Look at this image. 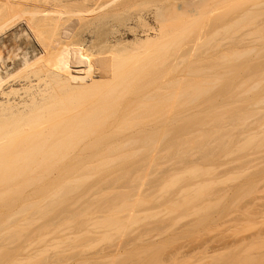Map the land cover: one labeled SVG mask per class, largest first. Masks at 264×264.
Masks as SVG:
<instances>
[{"label": "bare ground", "instance_id": "1", "mask_svg": "<svg viewBox=\"0 0 264 264\" xmlns=\"http://www.w3.org/2000/svg\"><path fill=\"white\" fill-rule=\"evenodd\" d=\"M161 144L165 146L164 157L181 156V163L189 162L190 157L195 160L198 154L197 159L212 158L210 161L217 164L223 159L264 153V0H0V207L7 208L3 209L4 216L1 210L0 223L15 219L11 216L16 207L55 208L52 212L57 207L65 208L61 214L59 209L54 212L56 216L50 214L55 216L47 221L52 229L47 224L43 227L48 228L45 235L49 236L51 231L56 236L58 230L60 234L63 231L66 246L57 245L58 240L62 243L60 234L48 241L50 247L56 242L54 248L61 246L56 253L67 251V255L58 256L57 263L65 255L68 260L75 251L73 239L92 229L84 227L86 232L77 235L80 229L76 232L72 227L76 217L75 223L87 215L83 210L81 218L79 210L75 216L72 213L78 206L72 208L74 197L87 198L82 189L84 179L93 171L92 175L106 172L119 158L121 163L129 157L142 158H138L141 162L147 156L144 162L148 163L140 171L144 184L150 177V167L164 152L158 150ZM76 159L85 164L79 166ZM74 162L79 165L73 166ZM197 163L200 161L191 164ZM202 163L204 166L197 164L195 169L187 165L185 176L214 174V167ZM184 173L178 179L171 178L174 183L167 182L166 187L181 181ZM206 180L205 184L198 181L195 187H189L195 193H186L189 188L181 191L195 198L196 194L206 195L204 189L208 191L206 188L211 189L215 183ZM44 182L51 184L44 187ZM139 188L130 201L135 205L129 203L134 211L144 197ZM41 189L46 192L39 193L38 199L33 201L29 196L27 200L31 192ZM181 191L178 194L184 196ZM134 211L128 212L129 218L134 217ZM85 218L81 219L84 226L96 224L95 216L94 222L89 216L86 219L93 223ZM4 226L0 225L1 229ZM119 235L101 251L103 254H90L89 258L119 255L127 246ZM31 237L30 245L26 243L22 249L27 256L17 255L18 247L16 257L11 256L12 264L48 251L43 248L38 252L39 237ZM54 238L57 240L53 242ZM223 238L206 239L197 248H188L196 256L180 251L177 260L185 264H264L263 253H247L252 238ZM23 243L21 247L26 246ZM253 243L256 239L250 246ZM233 248L239 254H233ZM229 250L232 254L227 253Z\"/></svg>", "mask_w": 264, "mask_h": 264}, {"label": "rangeland", "instance_id": "2", "mask_svg": "<svg viewBox=\"0 0 264 264\" xmlns=\"http://www.w3.org/2000/svg\"><path fill=\"white\" fill-rule=\"evenodd\" d=\"M208 55H211V53L209 52ZM206 56H207V54H206ZM163 149H165V146L162 144L159 145L158 150L159 151L161 150V152H163L164 151ZM164 153H165V151L163 153H161L162 156L161 155L157 156V157H159L158 159L154 158L156 162L154 161L155 163L152 162V164L154 163L155 166L153 165L154 167H150V170H151V173L149 172L150 177H149V175L147 176V178L148 177L149 178H148V180L145 179L146 181H144L145 182L144 184L142 182L143 181L141 178L142 174H140L141 173L140 171H142L144 169L143 168L144 165H146L148 163V162L147 163L144 162L145 159H148V157L146 156V153H145L146 157H144L141 162H138L139 157H136V159H134L133 157L132 158L129 157L130 159L128 158L126 160L124 158L123 161L121 160L122 163L120 161H118L120 158L118 160L116 158V160L118 162L116 161L115 162L116 164H114L113 166L111 164L114 163L115 159L113 160V162L110 161V164L107 163L108 165H110V167L112 166L113 168L112 167L109 168V170H106V172H104V171L101 172V170H100V172H98L99 174L95 173L94 175H92L94 172H96V171H93V173L91 174V176L89 178H87L86 180L84 179L85 184L87 186L83 185L84 183L83 184L81 183V184L83 185L82 189H85V195L84 196H85V198L86 197L87 198L85 200L84 197L83 198L82 197L78 198L77 196H76L77 198L74 197L73 201L75 199L76 200H75V202H74L75 204H73L72 208H74V205H76V206L78 205L77 207L79 209H77V207H75L74 209H76V211L74 210V212H72V213H73V216H75L74 214H77L79 211L81 212V210H83L82 212L87 214L86 215L87 218H88V216L91 217V220H92V217L94 218V216H95L96 217L95 218L96 224L94 222L95 221L94 219H93L94 221L93 220L92 221L94 222L93 225L98 226V228L97 227L94 228L95 226L92 227L93 225H85L84 226L82 224V222H83L82 220H83V218L86 217V216L83 217L85 214H83L81 212L82 215L80 214V218L82 216L83 217V218H81L82 220L79 218V215H77L78 218L80 219V222L78 221L75 223V221L78 220L76 217L75 218L76 220L73 222L74 224L72 223L74 225V226L72 225V227H74V230L76 232L80 229L78 231L77 235H80L81 231L82 232L84 231V233L86 232L85 230H83L84 227H87L86 228L87 231L89 228H92L91 229L92 232L90 230L87 232L86 235L81 234V236H82V237L80 236L81 238L76 237V238H78L77 240H79V241H77V240L75 241L73 239L74 243H72V241L70 240L73 238V233L71 234L72 237L69 239L70 241H68V243L71 242L73 244V248H75L74 249L75 251L73 253H75V254H73L71 251L72 255H69V256H72V257L70 259L68 258V260L66 259L67 258L66 257V255H67L66 250H65L66 253L60 252L62 250L59 251L60 253L58 252L59 255H58V253H56L57 248L62 249L61 246H60V248L58 247L59 245H61V244H63L62 246L67 245V244L65 245V243L62 242L63 241V239H62L63 235H61V234L63 231H61V234H60L59 230H58V235L59 234L61 235L60 237L62 239L61 240L62 243L59 244L60 240H58L57 248H54V246L56 245L57 242L53 246L50 247V244H49L50 241H48V240H51L53 237L57 238L59 236L58 235L56 236V234L53 233L52 231H51L52 235L49 236L48 233H46V235H45V232L48 229L47 227L50 224V223L47 224V221L50 222V220H48V219L55 218L56 215L54 212H56V210L61 208V207H57L54 212H52V211L55 208L51 209L52 207H50V206H49V209H51V210H47L48 209L47 207H45L43 210V207L35 206V205L32 207L30 206V207H23V208L22 207H20V208L16 207L17 208L16 212L18 214H16V212L14 211V210H16V208L12 207V208H14L13 212H15V215H12V212H10L12 215V216L11 215L10 216H11V218L14 216L15 219L9 218V219H7L8 221L6 219H4V221L2 220L3 223H0L1 226L2 225L4 226V223L6 226V227L4 226L5 227V228H3L4 230L1 229L2 227H0V244H1V247H0L1 248L0 249V264H7L8 262H10V260H12L10 262L12 264V262H13L12 258L15 256V253L17 252L18 247H20L18 250H20V252L21 251L22 252H21V254H20V252H19V254L17 252V255H19V256L25 255V256H23V258L26 257L27 256L25 253L26 250L23 251L22 249L27 247L28 242H29L28 241L29 238H30V240L33 239L31 237L32 235L33 236L36 235L39 237V239H38V237L37 238L34 237V239H38V242L36 241L37 242L36 244L38 246L37 249L41 248L38 252H41V250L43 251L44 250L43 248H45V251H47L46 249H48V251L43 252L42 254L40 253V256L38 254V257H36L37 253L36 254L31 253L33 255L35 254L36 258L30 259L28 257L29 260H27L25 258L26 260L25 261L23 260L24 262L20 261L19 263H22V264H169L170 260H172L174 258V255H175V258H174L175 261H173L174 263L171 261L173 264H176V263L185 264V263H183V261L181 262V261L177 260L178 258L176 255L178 254V252H180V251L182 252L183 250L184 251L186 250L185 252H187V253H185V254L189 255L192 253L191 254L192 256H194V255L196 256L197 253L193 252V249H195V247L196 248L198 247L197 244L203 243V241L206 239L207 240L208 239L210 240L211 238L212 239H214V238L221 239V237H225V239L223 238L224 240L229 238L230 241H233V239L238 240V239H241L243 237L244 238L250 237L253 239V241H254V239H256V243H253L254 245H252V246H250V243L253 241L250 240L251 241L250 242L248 240L250 242L249 243L250 247L249 246H248V248H246L247 246L245 247L247 249V253L249 254V251H250L252 254H253V252H256L259 254H262V253L264 254V153L253 155L250 157H236V159L233 158L234 160L231 159V161L227 160V159H223L221 161L219 159H216L215 163L217 160H219V161H217V164H214L213 162L210 161V160H212V158L209 160L210 161L209 162L205 158L202 159V157H201V159L203 160V162H205L204 164L207 167H214L215 170L213 172L214 174L211 175V174L207 173L208 174L207 176H206V172H205V174H203L204 176L203 175L197 176L199 174L197 172V174H195V175L198 178L192 177V175H189L190 174L189 172H188L189 174H187V176H185L186 173H184V172L188 171V170L186 171L187 165H188V167H187L188 169L189 168L195 169L197 167V164L204 166V165H202L203 164L202 160L197 159V158H200L199 154L196 155L195 157H193L195 160H193L190 157V160H192V162L193 161L196 162V160L200 161V163H197L195 166L194 165L195 163L191 164L192 162L189 163L190 160H189V162L187 161L188 160L187 157H186L187 160L185 161L184 160L185 156H183L184 158H181V161L183 159L185 162L182 161V163H181L180 158H179L181 156H179V157L176 156V158H173V157L168 158L169 156L168 157H164L165 155L163 156ZM77 160L78 159H76V162H79L80 165L78 163L74 162L73 166L76 164H78L79 166H81V164H83V165L85 164V163L79 161L80 159L78 161ZM128 160H130V161H128ZM131 160L132 161L135 160V161L132 162ZM177 160L179 161L180 164H178ZM213 161H214V159H213ZM101 162H103V161H101ZM101 162L98 161V163H101ZM124 162H126V163H124ZM172 162H175L176 164L174 165V163H172ZM98 163L96 162L94 164H98ZM119 164H121V165H119ZM126 166H130V168L126 167ZM174 166H176V167H174ZM177 166L179 168H177ZM201 166H198V167H200L202 169L203 167H201ZM121 167L123 168V171L121 170L122 169ZM207 167H204L203 170ZM119 168L121 171L120 170L117 171ZM105 169H108V168H105ZM181 170H183V171H181ZM207 170H209V168ZM112 171H114V173ZM174 171H175V174L173 173ZM177 171H179V172L181 171V173H178V175L184 173V177L180 178V179H182L181 181H176L178 183L172 185L171 187L168 184L169 185L168 187H170V189L167 190L168 187H166L165 183L171 182L173 184L174 182L171 178H176V179L179 178V177H177L178 176L176 173ZM198 171H200V169H198ZM209 171H211V173H212L213 170H211V168H210ZM103 172L107 177H104L105 175L103 174ZM102 174L104 175L103 179L101 178ZM200 174H202V172H200ZM172 175L173 176L175 175V177H173ZM188 175H189V177H188ZM121 176H123V177H121ZM118 177H121V179ZM210 178H212V179H210ZM204 179H207L206 181L213 180L215 182V183L213 182L214 187L211 186V189H210V186H208V184H206L209 187V188H206L208 191H206L204 189L205 186H204V188H202V189H204V191L206 193L208 192L206 195H203V193H201V190L200 191L198 190L199 192L196 190V192L201 193V194H200V196H198L197 194L196 195L194 194L196 196V198H195L193 195L189 196V195L185 194V192H183L184 190L181 191L183 188H189V187H192L193 185L195 187L197 185L198 181L200 182L198 184L201 185L202 184L201 182ZM47 183L46 182L43 183L44 187H46V185L51 184L50 182L48 184ZM193 183H196V184H193ZM204 184H205V182H204ZM209 185H210V183H209ZM92 187H94V188H92ZM164 187H166V190L169 192H167L166 190L163 191ZM138 188L141 189V192H142L141 195L143 194L144 197H142V199H143V200L141 199L142 201L140 200L141 203H140V201H138V204H136V206H135L136 211H134L133 210L134 208L131 205L134 204L135 201L134 202H130V201L133 198L132 194L134 195L137 192ZM197 188L199 189L200 187L197 186ZM47 189H48V186H47L46 190ZM194 189H196V188H194ZM46 190L41 189V191H36V192H38L37 194L35 191L31 192L33 196L31 194L28 195L27 200L30 196L31 200L34 199L33 201H35L44 192H46ZM86 190H87V194H86ZM179 190L181 191V193L182 192L184 193V196H187V197L189 196V197L187 198V197H184L183 194H178ZM188 190H190V191H188ZM188 190H187L188 192L186 191V193H188V194H191V192L195 193V192H193V190L191 191L190 188ZM210 190H211V192L209 193ZM98 192L100 195H98ZM205 192H204V194H205ZM39 193L41 194L40 196H39ZM116 194H117V196H116ZM37 195H38V197H36ZM101 195H103V196H101ZM202 195H203V197H201ZM192 196H193V199H196L195 201H193ZM108 197L110 199L108 201H110V202L107 201ZM101 198H102V200H101ZM133 199H132V201H133ZM191 199H192V201H191ZM204 199H205V201H203ZM81 200L82 201L84 200V203ZM76 201L77 202L79 201L80 203L78 202V204H77ZM86 201L88 203H85ZM89 202H91L90 203L91 205L89 204ZM98 203H99V205H98L99 207L96 205ZM125 204H129V205H125ZM203 204L205 207H202ZM85 207H87V208H85ZM171 207H173L172 210L170 209ZM9 208H11V207H9ZM34 208H35V210H34ZM121 208H122V210H121ZM130 208L132 210H130ZM3 209L5 210L7 208L0 207V215H1V212L3 211L2 215L4 216L5 211ZM168 209H169V212H166L164 214V210L168 211ZM64 210H65V208L61 209V210L59 209L58 211L59 212L61 211L60 212V214H61ZM77 210H79V211L77 212ZM127 210L134 211L133 212L134 215L131 214V216H134V217L129 218L130 216H128V215H130V213H128V212H130V211H127ZM160 210H163V212L161 211V213H160ZM170 210H171V212H170ZM30 211H31V213H30ZM113 211L115 213H113ZM116 211H118L120 213L117 212V214H118L117 215ZM89 212L91 213V215H88ZM110 212L113 215H111ZM28 213H30V215ZM52 213H54L53 215H55V216L52 215V217H50L51 216L50 214H52ZM21 214H22L21 217L24 219L20 218ZM33 214H34V216H32ZM2 215L0 216L1 219H2ZM17 215H19V220L16 219ZM25 215H26V218L23 217ZM106 215H109V216L106 217ZM126 215H127V217H126ZM87 218H85L84 220L86 221ZM128 219L131 222H129ZM60 220H61L60 223H62V219H60ZM89 220L90 219H88V221ZM93 222H87V223H93ZM42 223H44V224L41 225ZM46 224H47V227H43ZM61 227L62 226H60L59 229H61ZM49 228L52 229L51 226H49ZM72 229L73 228H71V230ZM94 229L96 230V232L94 231ZM101 230H103V231H101ZM55 231L56 230H54V232ZM11 232L14 234H12ZM89 232H91V233H89ZM6 233H7V236L5 235ZM51 233H49V234H51ZM53 234H55V236H53ZM119 234L123 235L122 237L124 239V242L126 240L125 243L127 244V246L125 247V243H123L125 248L121 250L119 255L116 254L115 256L114 255L113 256H106L105 258L99 257L100 259H98L97 257L99 254L97 255V253L99 252V253L103 254L101 251L104 248H107L110 245V243L112 241L114 242L117 238H119V237L121 238V236ZM3 235H5L6 238L3 237ZM8 235L9 236L11 235V236L9 237ZM14 235H15V237H14ZM42 235H44V236H42ZM117 235H119V237ZM7 237H8V239H7ZM44 237L46 238V240ZM49 237H50V239H49ZM74 237H75V235H74ZM4 238L7 240H5ZM2 239L4 241H2ZM153 239H155V240H153ZM217 239H216V241H219ZM223 239H222V242H223ZM229 239H227L226 241H229ZM56 240L54 238L53 242ZM210 241H212V240H210ZM214 241L215 240H213V243H214ZM21 242L25 243V244L23 243V246H25L26 243H27V245L25 247H21L22 246V245H20V244H22ZM33 242L35 244V240L32 241V243ZM53 242H52V244H53ZM76 242L78 243V245H76V247L79 246L77 248L74 246L75 244H77ZM240 242H238V243H240ZM8 243H9V245H5ZM71 243H69V245ZM246 243H247V241H246ZM34 244H32V246H30L33 249H34V247H33ZM47 244H49V245H47ZM4 245H5V247L6 246L10 247V248H8L9 250L7 249V247L5 248ZM29 245H30V243H29ZM236 245H237V243H236ZM247 245H248V243H247ZM186 246H187V249L184 248ZM191 246L192 247L195 246V247H193L192 252L190 251ZM244 246H242V249L244 248ZM32 248H30L31 252L33 251ZM50 248H52V249H50ZM188 248H190V250ZM3 249H4V251H3ZM5 249H7L8 253L5 251ZM10 249H12L11 250L12 252L10 251ZM53 249H54V251H52ZM63 249H66V248H63ZM240 249H239V253L242 254V252H240V251H242V249L241 250ZM105 250L106 249H104V251ZM187 250H189V251H187ZM236 250H238V249H236ZM236 250L233 251V254L238 253V251L236 253ZM9 251L11 252V254L13 253L14 255L9 254L10 253ZM245 251L243 250L244 254L246 253ZM33 252H35V251H33ZM188 252H191V253H188ZM230 252H231V250L227 251L228 254H232ZM61 253L62 254L65 253L66 258L64 257V260H63V259H61L62 256L59 257V260L61 259L60 261H62V262L58 261V263H57L58 256H60ZM95 253H96L97 257L93 256ZM182 253H184V252H182ZM182 253H181V255H182ZM193 253H194V255H193ZM68 254H70L69 249H68ZM90 254H93L92 258H89L91 256ZM54 255H56L57 257H55ZM191 255H189V256H191ZM11 256H13V257H11ZM32 256H30V257H32ZM104 256H105V254L103 255V257ZM8 259H9V261H8ZM4 261H6V262H4ZM15 263H13V264H15Z\"/></svg>", "mask_w": 264, "mask_h": 264}]
</instances>
